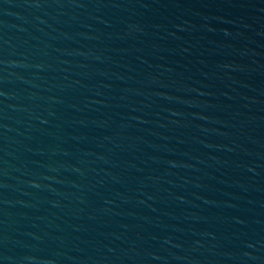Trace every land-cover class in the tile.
<instances>
[{
  "label": "water",
  "instance_id": "water-1",
  "mask_svg": "<svg viewBox=\"0 0 264 264\" xmlns=\"http://www.w3.org/2000/svg\"><path fill=\"white\" fill-rule=\"evenodd\" d=\"M0 264H264V0H0Z\"/></svg>",
  "mask_w": 264,
  "mask_h": 264
}]
</instances>
